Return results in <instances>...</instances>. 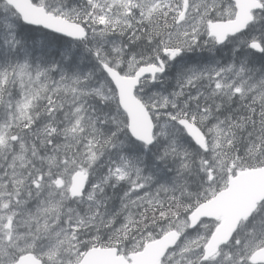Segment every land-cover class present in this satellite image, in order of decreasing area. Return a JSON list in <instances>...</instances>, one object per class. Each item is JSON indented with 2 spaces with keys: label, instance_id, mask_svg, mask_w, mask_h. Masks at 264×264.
Segmentation results:
<instances>
[{
  "label": "snow or ice",
  "instance_id": "6c2138e0",
  "mask_svg": "<svg viewBox=\"0 0 264 264\" xmlns=\"http://www.w3.org/2000/svg\"><path fill=\"white\" fill-rule=\"evenodd\" d=\"M0 264H264V0H0Z\"/></svg>",
  "mask_w": 264,
  "mask_h": 264
}]
</instances>
